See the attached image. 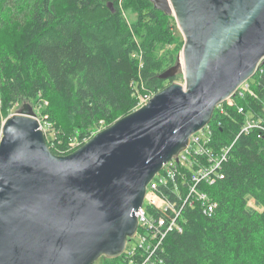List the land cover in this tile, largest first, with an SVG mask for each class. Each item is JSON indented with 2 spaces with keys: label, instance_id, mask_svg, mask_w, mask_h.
<instances>
[{
  "label": "water",
  "instance_id": "95a60500",
  "mask_svg": "<svg viewBox=\"0 0 264 264\" xmlns=\"http://www.w3.org/2000/svg\"><path fill=\"white\" fill-rule=\"evenodd\" d=\"M175 19L181 72L143 106L55 155L28 103L1 124L0 264L117 259L146 188L264 64V0H149ZM110 9L112 6L109 4Z\"/></svg>",
  "mask_w": 264,
  "mask_h": 264
},
{
  "label": "trees",
  "instance_id": "16d2710c",
  "mask_svg": "<svg viewBox=\"0 0 264 264\" xmlns=\"http://www.w3.org/2000/svg\"><path fill=\"white\" fill-rule=\"evenodd\" d=\"M182 45L173 17L149 0H0V130L28 103L46 116L50 151L67 155L92 128L134 111L138 93L178 81L158 76ZM248 84L254 96L224 103L208 124L215 148L233 143L224 179L207 189L216 208L210 216L185 210L181 233L163 242L164 264H264V138L239 134L247 114L264 125V64ZM103 261L125 264V255Z\"/></svg>",
  "mask_w": 264,
  "mask_h": 264
},
{
  "label": "built area",
  "instance_id": "2783aa9c",
  "mask_svg": "<svg viewBox=\"0 0 264 264\" xmlns=\"http://www.w3.org/2000/svg\"><path fill=\"white\" fill-rule=\"evenodd\" d=\"M154 94L138 93L135 110L145 105ZM245 94L254 96L248 82L242 84L234 96L224 103L229 107L234 106V97L241 98ZM224 103L216 107L220 112H223ZM238 112L244 113L242 108H238ZM34 113L39 129L43 130L41 120L46 116L38 118L39 109ZM253 130L258 131V137L264 138V125L247 114L239 134H248ZM80 146L75 142L69 145L73 151ZM232 146L233 143L215 148L212 130L207 125L193 134L186 148L162 167L148 184L143 204L135 212L138 228L134 237L127 241L122 254L125 255V264H164L161 256L163 242L169 233H181L185 210L197 208L205 216L214 212L216 203L207 189L224 179L223 169Z\"/></svg>",
  "mask_w": 264,
  "mask_h": 264
},
{
  "label": "rangeland",
  "instance_id": "374dc122",
  "mask_svg": "<svg viewBox=\"0 0 264 264\" xmlns=\"http://www.w3.org/2000/svg\"><path fill=\"white\" fill-rule=\"evenodd\" d=\"M123 16L125 17V19H126V21L129 23H131L133 20H134V16H132V15H130V13L129 12H123ZM174 19V18H173ZM174 22H175V19H174ZM175 25H176V29H177V35H179V37H180V39L182 40V42H183V36H182V34L180 33V31H179V29H178V27H177V24H176V22H175ZM183 46V45H182ZM182 51V50H181ZM180 54V53H179ZM179 56V55H178ZM177 77H179V79H178V81H176V82H178V83H181V84H183V78H182V74H181V72H178L177 73V75H176ZM181 77V78H180ZM248 82H252V78L250 79V80H248ZM247 83V82H246ZM24 104H26V103H24ZM22 105L23 104H20V105H16L15 107H14V109H13V111H12V113L11 114H14V113H16L21 107H22ZM33 108V107H32ZM33 110H34V112H37V110H35L34 108H33ZM10 114V115H11ZM38 118H40V116L38 117ZM41 119V118H40ZM44 122H46V118H44V119H42L41 120V123H42V125H43V133H44V136H45V140H46V142H48V140H49V142L54 138L53 136L54 135H52V133L51 132H49V130L51 129V127L48 125V124H44ZM107 127V126H106ZM105 128V126L103 125V124H99V126H97V127H94V128H92L91 129V135H90V138L94 135V134H96L97 132H99V131H101L102 129H104ZM89 138V139H90ZM88 139V140H89ZM87 140V141H88ZM50 145H52V143H49ZM250 205H253L252 203H250ZM254 207H255V205H253ZM258 208V207H257ZM103 260H106V258H100L99 260H97L94 264H104L103 262ZM108 260V259H107Z\"/></svg>",
  "mask_w": 264,
  "mask_h": 264
},
{
  "label": "bare ground",
  "instance_id": "6f19581e",
  "mask_svg": "<svg viewBox=\"0 0 264 264\" xmlns=\"http://www.w3.org/2000/svg\"><path fill=\"white\" fill-rule=\"evenodd\" d=\"M211 187V186H210Z\"/></svg>",
  "mask_w": 264,
  "mask_h": 264
}]
</instances>
